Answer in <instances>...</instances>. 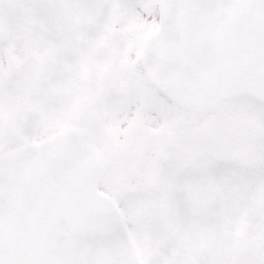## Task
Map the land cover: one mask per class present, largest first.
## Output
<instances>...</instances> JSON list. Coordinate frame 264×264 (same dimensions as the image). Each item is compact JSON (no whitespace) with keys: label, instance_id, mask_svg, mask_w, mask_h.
Returning a JSON list of instances; mask_svg holds the SVG:
<instances>
[{"label":"snow or ice","instance_id":"obj_1","mask_svg":"<svg viewBox=\"0 0 264 264\" xmlns=\"http://www.w3.org/2000/svg\"><path fill=\"white\" fill-rule=\"evenodd\" d=\"M0 264H264V0H0Z\"/></svg>","mask_w":264,"mask_h":264}]
</instances>
